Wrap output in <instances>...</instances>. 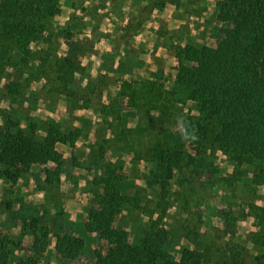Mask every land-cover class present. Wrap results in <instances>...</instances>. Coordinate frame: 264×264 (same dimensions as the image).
<instances>
[{"label": "rangeland", "instance_id": "rangeland-1", "mask_svg": "<svg viewBox=\"0 0 264 264\" xmlns=\"http://www.w3.org/2000/svg\"><path fill=\"white\" fill-rule=\"evenodd\" d=\"M217 1L62 0L61 12L46 32L48 40L32 43L34 53L21 63L20 71L9 67L0 80V133L2 127L18 123L27 129L37 117L42 120L39 126L54 120L63 133L74 130L80 136L74 143L57 144L64 160L61 174L51 183L46 182L43 164L22 171L14 181L0 177V240L9 241L7 264H21L27 257L32 258L30 264L91 263L90 253L63 259V252L57 251L58 230L65 221L86 223L91 212L101 210L98 196L111 187L101 183L108 174L116 175L126 192L138 197L114 221L131 239L141 228L152 231L158 226L171 234L179 259L189 248L201 250L207 262L254 264L262 251L256 215L258 207H264V187L245 180L244 170L238 172L223 152L209 151L207 168L231 180L216 186L207 204L190 199L184 209L173 199L182 177L176 171L164 199V192L146 181L155 165L148 160L145 135L160 111L151 109L150 117H126L123 114L133 110L131 104L150 107L139 97L131 103L119 96L125 82L136 87L137 81L150 77L157 80V89H172L180 47L196 41L216 45L231 25L216 19ZM63 27L67 36L61 38ZM69 40L85 49L77 46L78 54L70 55ZM31 67L35 72L25 74ZM178 106L186 114H198L193 102ZM237 172L240 179H235ZM202 178L199 174L196 179ZM225 209L237 218L230 225L222 215ZM63 228L67 231L68 226ZM85 239L91 250L106 253L108 242L97 233ZM37 240L40 254L33 251Z\"/></svg>", "mask_w": 264, "mask_h": 264}, {"label": "trees", "instance_id": "trees-1", "mask_svg": "<svg viewBox=\"0 0 264 264\" xmlns=\"http://www.w3.org/2000/svg\"><path fill=\"white\" fill-rule=\"evenodd\" d=\"M61 7L62 0H0V80L9 67L20 71L21 63L34 53L32 43L48 40L46 32ZM216 8V19L231 25L224 28L216 45L196 41L180 47L172 89H157V80L150 77L137 81L136 87L125 82L119 94L131 103L139 97L150 107L144 110L131 104L133 110L125 112L126 117L138 114L141 118L144 114L150 117L147 112L151 109L160 111L158 121L150 120L149 133L145 135L154 133V137L148 136L147 154L155 165L146 181L149 186L159 187L165 199L178 171L182 177L177 180L179 187L173 199L184 209L190 199L207 204L216 194L215 187L229 180L207 168L209 151L223 152L238 172L244 170L245 180L264 187V0H218ZM59 34L61 38L67 36L66 28H60ZM67 45L72 56L78 54L75 47L85 49L74 40H69ZM33 72L31 67V72L25 74ZM189 102L196 105L198 114H186L184 107L178 106ZM32 120L36 123L27 119V129L19 123L1 128L4 137L0 135V164L9 170L0 166V177L14 181L22 171L43 164L46 182L51 183L55 175L61 174L64 160L57 144L74 143L80 134L74 130L68 135L63 133L54 120L44 127L39 126L41 119ZM49 163L56 166L50 167ZM238 172L235 179H240ZM199 174L204 177L201 181L196 179ZM106 176L101 183L107 182L111 189L98 196L101 210L91 212L86 223L65 221L59 226L57 251L63 252V259L90 253L92 262L85 264H217L203 261L199 249L188 248L179 259L173 252L171 234L165 228L156 226L152 231L141 228L131 239L130 233L116 227L114 221L136 198L126 192L116 175ZM222 215L228 225L237 219L230 210H222ZM256 216L262 233L259 243L262 251L254 264H264V207H258ZM63 225L68 226L67 231ZM94 232L108 242L105 254L87 245L85 237H91ZM8 243L0 240V264H7ZM68 248L70 251L66 252ZM33 251L41 253L38 240ZM31 260L27 257L21 264H30Z\"/></svg>", "mask_w": 264, "mask_h": 264}]
</instances>
